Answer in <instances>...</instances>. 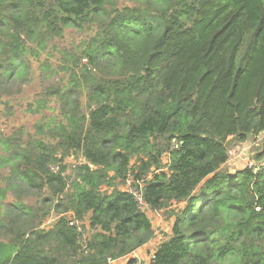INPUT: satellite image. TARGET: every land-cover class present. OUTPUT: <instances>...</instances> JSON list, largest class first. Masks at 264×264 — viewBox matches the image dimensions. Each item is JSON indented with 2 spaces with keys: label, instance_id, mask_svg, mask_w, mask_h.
Segmentation results:
<instances>
[{
  "label": "trees",
  "instance_id": "16d2710c",
  "mask_svg": "<svg viewBox=\"0 0 264 264\" xmlns=\"http://www.w3.org/2000/svg\"><path fill=\"white\" fill-rule=\"evenodd\" d=\"M71 29L94 35L59 50ZM36 71L62 77L28 110L58 107L0 137V264H111L155 237L146 210L174 220L151 264H264V140L225 167L264 134V0H0V88Z\"/></svg>",
  "mask_w": 264,
  "mask_h": 264
},
{
  "label": "rangeland",
  "instance_id": "374dc122",
  "mask_svg": "<svg viewBox=\"0 0 264 264\" xmlns=\"http://www.w3.org/2000/svg\"><path fill=\"white\" fill-rule=\"evenodd\" d=\"M94 33L92 30H86V32H80L77 29L69 30L63 39L58 41L59 50L75 48L81 46L82 43L93 36ZM34 54L30 53L32 61H34V69H37L38 66L42 63L43 60L49 59L52 64L57 67V62L60 60L61 55L55 50L47 48V50L39 49V47H34ZM71 64V61L67 64ZM40 71L34 73V79L27 83L22 82H13L10 83L9 87H5L3 90L0 88V137H8L16 132L19 128H22L26 133H30L33 136H36V126L39 122L47 119L48 117L56 115L57 105L54 100L53 102H48L50 109H40V112H32L29 109V104L40 100L44 94L41 93L42 90L47 89V87H54L62 77L61 75H54L52 77L46 76ZM52 118L48 119L51 121ZM264 140V134H262L258 139H251L244 144H235L232 145L229 149L230 159L226 164V168L234 173L235 171L242 169L248 166L251 162L255 163L254 158L262 150ZM168 161V157L164 158V162ZM85 160L81 155L73 154L69 156L64 164L67 167V172L65 175L67 177H74L73 171L76 166L84 164ZM6 169V168H5ZM54 169H59L56 166ZM8 171L2 170L0 174V185L6 187V178ZM71 179V178H70ZM133 182H127L124 185H119L120 189L124 191H130L134 189L132 186ZM34 194V193H30ZM17 196L15 191H11L7 201H13ZM25 200L34 203L38 200L36 196L25 195L23 197ZM151 221L154 222V227L159 226L157 231L163 229V231H169L171 229V218L167 219L163 212H149ZM55 212L49 217L52 219L55 217Z\"/></svg>",
  "mask_w": 264,
  "mask_h": 264
},
{
  "label": "crops",
  "instance_id": "0c3cea01",
  "mask_svg": "<svg viewBox=\"0 0 264 264\" xmlns=\"http://www.w3.org/2000/svg\"><path fill=\"white\" fill-rule=\"evenodd\" d=\"M149 212H153V211H149ZM148 215L150 217L149 213ZM173 222L174 220L173 218H171L172 226H173ZM152 225L155 231V237L149 243H147L146 245H144L143 247H141L131 255L122 258L120 260L114 261L111 264H131L132 262H135V264H137L138 262L141 264H151V260H150L151 255L157 251L159 246L166 239V236H170L172 232V226L169 231H163V229L157 231V229H159V226L154 227V222H152Z\"/></svg>",
  "mask_w": 264,
  "mask_h": 264
},
{
  "label": "built area",
  "instance_id": "2783aa9c",
  "mask_svg": "<svg viewBox=\"0 0 264 264\" xmlns=\"http://www.w3.org/2000/svg\"><path fill=\"white\" fill-rule=\"evenodd\" d=\"M173 148H174V149H179V144H178L177 142H174V144H173ZM253 165H255L254 162H251V163L249 164L250 167H252ZM53 170L58 171L59 169H53ZM128 182L131 183V180H128ZM130 192L133 193L135 196H137L138 199H139V201H142L141 196L138 194V192H137L135 189H131ZM146 211H148V210H146ZM57 218H58V217L55 216V217H53L52 219H49V221L45 224V226H51V225L56 221ZM75 224L79 225L78 222H75ZM154 259H155V253H153V254L151 255V259H150L151 262H152ZM137 264H141V263L138 262Z\"/></svg>",
  "mask_w": 264,
  "mask_h": 264
}]
</instances>
